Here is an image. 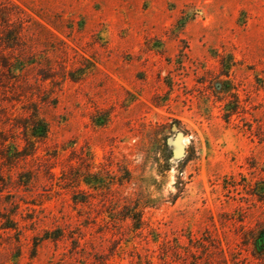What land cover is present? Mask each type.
<instances>
[{
  "label": "rangeland",
  "instance_id": "rangeland-1",
  "mask_svg": "<svg viewBox=\"0 0 264 264\" xmlns=\"http://www.w3.org/2000/svg\"><path fill=\"white\" fill-rule=\"evenodd\" d=\"M0 264H264V0H0Z\"/></svg>",
  "mask_w": 264,
  "mask_h": 264
},
{
  "label": "trees",
  "instance_id": "trees-1",
  "mask_svg": "<svg viewBox=\"0 0 264 264\" xmlns=\"http://www.w3.org/2000/svg\"><path fill=\"white\" fill-rule=\"evenodd\" d=\"M231 113H233V111H231ZM226 114H227L226 116L228 117L230 113H226ZM33 134L38 135V136H46L48 134V127H47L46 123L40 121L39 125H37V124L34 125L33 126ZM164 141L167 145V141L166 140H164ZM169 166L170 165L168 163L167 164L168 169H169ZM126 217H131V215H126ZM137 228H139V227L137 226Z\"/></svg>",
  "mask_w": 264,
  "mask_h": 264
}]
</instances>
